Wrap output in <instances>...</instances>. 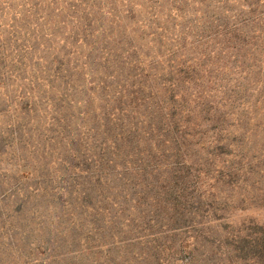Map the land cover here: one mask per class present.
<instances>
[{"label":"trees","instance_id":"1","mask_svg":"<svg viewBox=\"0 0 264 264\" xmlns=\"http://www.w3.org/2000/svg\"><path fill=\"white\" fill-rule=\"evenodd\" d=\"M237 1L246 12L235 24H226L218 15L226 0H147L142 23L154 44L156 37L162 38L164 49L152 57H141L133 43H123L125 34L115 37L112 49L108 43L92 42L97 29L91 18L85 12L71 19L66 15L79 32L74 27L78 33L68 36V51H59L43 61V69L37 68L45 76L35 80L48 84V99L45 93L29 92L30 107L27 101L21 114L42 113L41 108L49 113L43 117L48 119L42 136L37 129L35 136L45 137L42 151L57 155L58 168L49 177L44 166L37 179L44 185L55 178L53 189L69 198L73 193L66 192L68 185L104 186L115 193L101 195L122 220V230L107 246L142 245L155 253L137 257L153 258L156 264H264V79L241 84L260 68L252 64L249 72L241 71L242 81L228 91L223 79L205 76L185 51L186 40L199 44L221 37L235 52L234 59L242 50L263 52L264 7L259 3L264 6V0ZM169 5L180 23L201 17V27L216 26L203 35L194 20L169 33L167 19L159 27L154 22L156 10ZM190 6L196 7L192 14ZM214 10L216 15L208 14ZM127 14L134 19L133 12ZM246 24L258 27L244 34L247 40L236 29ZM172 41L174 45L166 44ZM15 121L12 135L21 144L31 135L22 130L30 121ZM76 196L82 198L63 202L78 211L77 217L88 210L109 215L103 202L89 205V192ZM250 210L262 214L261 219L249 217Z\"/></svg>","mask_w":264,"mask_h":264},{"label":"rangeland","instance_id":"2","mask_svg":"<svg viewBox=\"0 0 264 264\" xmlns=\"http://www.w3.org/2000/svg\"><path fill=\"white\" fill-rule=\"evenodd\" d=\"M79 1L80 4L72 3L71 0L70 3H67V0H0V264H156L153 258L137 257L141 253H155L142 245L107 246L112 243L113 237H117L120 229L122 230L118 226L122 220L115 210L116 207L102 201L101 195L108 196L115 193L108 191L104 186L99 190L100 186L94 185L75 188L68 185L66 192L73 193L69 198L57 189H53L55 182H52L55 178L50 184L44 185H40L37 179L38 172L44 169V166L49 177H52L58 169L57 163L54 162L57 155L42 151L40 145L45 137L41 139L35 136L36 129L42 136L41 131L44 130L42 125L48 119L47 117L44 121L43 117L46 114L50 115L43 108H41V111H44L43 115L38 113V110L35 114L28 112L24 115L21 108L25 107L29 92L32 91L35 96L37 93L40 96L45 93L48 84L35 80V77L38 80L41 78L44 80V71L41 74L38 71L43 69V61L51 59L59 51L63 53L64 50L68 51L71 43L68 36L79 32L76 21L65 19L66 15L71 19L81 17L85 12L97 29L95 32L97 36H94L91 41H98L100 44L108 43L110 49L115 47L113 45L115 37L125 34L123 43H133L138 47L137 54L141 57H152L155 54L159 55L158 51L162 54L164 52V49H160L162 38L156 37L154 40L156 44H154L152 37L148 36L149 29L142 23L147 20L148 11L145 9L147 0ZM240 4L237 0H226L224 11L218 15L225 19L226 24H230L231 21L235 24L236 19L246 12ZM259 7L264 6L259 3ZM195 9L196 7L190 6L187 11L192 14ZM128 10L133 12L134 19H129ZM175 13L170 5L163 6L160 10H156L157 18L154 22L157 25H163L167 19L169 33L176 34L180 30L178 24L181 21ZM217 13L218 11L214 10L208 14L212 16ZM200 18L188 17L184 23H180V27L182 24H191L195 20L199 22L198 31L206 35L208 29L216 25L201 27ZM63 20L66 21V25L57 26ZM237 26L238 35L241 38L245 37V40L248 35L244 34L258 29L251 24ZM74 27L78 29V32H74ZM101 30H104V33H101ZM155 33L157 36L161 34L159 29ZM168 38L170 39V35ZM166 44L174 45L175 42ZM226 46L224 38L221 37L213 42L202 41L199 44L189 39L186 40L185 51L189 59L193 60V65L196 64L207 73L211 68L212 74L205 73V76H218V79H223L221 84L227 85L228 91L234 92L233 85L238 79L242 81L238 78L240 72H249L252 64L258 66L260 71L251 72L241 84L250 85L259 78L264 79V51L258 53L259 50H257L245 54V50H242L239 58L234 59L235 52L229 51ZM202 55L204 57H201ZM205 55H207L206 58ZM70 62L72 65L73 61ZM238 64H241L243 68L235 69ZM209 65L212 66L208 67ZM258 72L260 73L257 74ZM53 86L56 88V84ZM44 97H48L47 93ZM30 103L28 101L27 106L30 107ZM19 118L29 119L30 126L22 130L24 134L31 133L30 137H23L21 144H17V137L12 135L16 127L15 119ZM80 192L90 193L89 205L103 202L101 207L109 208V215L101 211L88 210L85 216L77 217L78 211L72 210L63 201L81 199L82 196L78 198L76 196V193ZM95 205L98 206V204ZM62 213H64L63 216ZM249 213V217L261 219L262 214L257 211L250 210ZM132 214L135 213L132 212ZM109 216H113L112 223H117V226L110 223ZM236 220L239 221V217ZM163 257L164 255L161 259Z\"/></svg>","mask_w":264,"mask_h":264}]
</instances>
